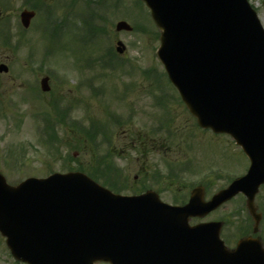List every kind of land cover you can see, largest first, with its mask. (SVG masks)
Segmentation results:
<instances>
[{
    "label": "rangeland",
    "instance_id": "374dc122",
    "mask_svg": "<svg viewBox=\"0 0 264 264\" xmlns=\"http://www.w3.org/2000/svg\"><path fill=\"white\" fill-rule=\"evenodd\" d=\"M10 1V4H5L9 6L10 27H7V24L3 25L5 22H0V46L4 43V31L10 28L12 30L8 43L10 47L1 48L0 51V58L9 65L10 69L8 74L0 75L2 95L0 97V172L8 183L16 185L30 176L43 178L53 172L75 170L78 164L81 168H85L93 162V154L88 144L86 147L83 146L82 137L71 139L68 126L55 129V135L59 139L57 146H51L46 141V137H42L41 130L44 125L42 115L53 111L50 102L57 96H62L66 101L74 104L70 119L84 121L86 125L90 120H108L107 111L123 116L122 120H124L130 114L128 106L133 107L135 113L130 127L125 125L123 128V130L130 129L128 133L131 134L128 135V140L117 142L113 151L117 152L118 147L128 145L132 141L131 136L140 133L146 137L150 153L143 159L137 158L136 152L113 158L114 163L123 169L125 172L123 175L129 182L133 181V177L136 178L135 183L140 182L141 169L149 175H177L182 178L179 189L182 185H188L191 190L199 183H205L209 187L207 189V199H209L216 191L228 185V179L246 173L249 162L232 139L225 135H214L208 131L198 130L195 119L178 102V94L167 97L172 102V105H168L172 113L171 116L170 114L166 116L169 119L163 128L170 129L172 135L168 137L164 131H161L152 138L149 134L150 129L159 124L158 120L164 116L166 109L156 106L154 97L157 91L155 94L149 92L155 78L154 74L151 73V76L146 77L142 72L155 69L160 75V79L158 76L157 78L163 80L161 85L163 88L164 84V91L172 94L173 89L166 82L167 77L163 74V66L156 54L159 47V39L154 32L156 28L153 27L147 9L136 5L137 0H121L116 9L106 14L108 17L102 23L106 35L99 46L104 49H115L116 42L121 41L126 47L125 63H123L125 68L114 71L111 68L101 69L103 67L99 64L91 63V68L84 70V73L76 69L77 57L83 54L74 53V56L71 54L83 48L80 45L84 43L81 38L86 33L84 28L78 27H83L80 21L83 17H88L87 9L84 6L72 7L75 3L81 4V1L70 0L64 3V0H49L53 20H62L61 22L64 19L68 20L65 13L68 16L72 7L67 26L69 29L57 34L60 45L56 43L55 51L49 56H46L48 47L44 39L45 35L39 31L42 17L35 19L30 28L25 30L21 27L19 18L25 8L23 1ZM104 2L109 3L110 0ZM250 2L257 10L264 27V0H250ZM121 20L137 27L135 32H116L115 25ZM62 45L68 47L62 50L60 49ZM102 72L107 73L108 76L106 77ZM46 74L52 76L50 93H42L38 90L39 81ZM87 78H93L95 82L91 90L85 87L76 90V85ZM126 86L134 87L126 92L128 104H123L120 96L123 91L125 92ZM92 89L95 91L94 94ZM159 95L162 96V93ZM116 131L117 129L114 128L113 133ZM167 138L169 139L165 140ZM67 140H71L72 143H67ZM98 142L102 144L101 140ZM105 151L102 146L100 152ZM188 162L192 163L188 170L183 172L178 170L179 164L183 168V163ZM171 165H173L172 169L169 167ZM244 203V197L238 196L224 205L220 209L223 218L228 217L235 210L244 208ZM256 203L264 209V187L261 188ZM234 221L238 220H233L232 225L225 231L229 234L228 237L231 236L230 233H236V230L241 233V229ZM260 229V234L264 237V221ZM0 264H21L11 257L5 239L1 235Z\"/></svg>",
    "mask_w": 264,
    "mask_h": 264
},
{
    "label": "water",
    "instance_id": "95a60500",
    "mask_svg": "<svg viewBox=\"0 0 264 264\" xmlns=\"http://www.w3.org/2000/svg\"><path fill=\"white\" fill-rule=\"evenodd\" d=\"M144 1L161 33L157 55L189 111L201 127L232 135L251 160L246 177L201 205L216 208L243 192L256 233L261 216L255 195L264 183V30L257 15L247 0ZM33 16L22 14L25 27ZM122 30L132 28L120 22L117 31ZM7 71L0 66V73ZM42 88L49 90L47 79ZM102 192L82 174L28 179L16 187L0 174V232L18 260L72 264L88 258L84 263L92 264L103 259L102 246L89 245L83 236L97 225L102 202L111 199ZM194 194L191 202L203 199V188ZM239 248L241 264L246 252L249 264H264L259 239H242Z\"/></svg>",
    "mask_w": 264,
    "mask_h": 264
},
{
    "label": "flooded vegetation",
    "instance_id": "af4514ba",
    "mask_svg": "<svg viewBox=\"0 0 264 264\" xmlns=\"http://www.w3.org/2000/svg\"><path fill=\"white\" fill-rule=\"evenodd\" d=\"M28 5L26 9H32L35 10L37 15L38 14H42V12H44L43 9H41L40 7H36L32 8V4H34L36 2V0H28ZM44 14H46V12H44ZM43 14V15H44ZM36 15V16H37ZM10 14L9 11H5L3 10V8H0V20L5 21L8 20ZM136 179L135 177H133V180ZM175 178L174 177H155V176H140V182L139 183H130V185H128V187L131 188H136L139 189L140 191H135V192H129V193H123L125 195H139V194H143L147 191V187L150 184H153V188L155 190V192L158 194V196L160 197V199L163 202L172 204V205H178V206H183L186 205L188 203V200L191 196V193L189 191V188L187 185H184L182 190H177V191H173L174 186L173 184V180ZM120 181H126L128 180L127 177H120L119 178ZM171 221H175L178 224H182L184 223V219L181 217H177V218H170ZM220 222L221 221V215L218 213L215 216H204V217H194V218H188L187 222L188 225L191 226H196V225H200V224H204L206 222ZM175 236L179 237L180 236V231L177 230L175 232ZM157 238H160L162 241L167 240V236L163 233H157L156 234Z\"/></svg>",
    "mask_w": 264,
    "mask_h": 264
},
{
    "label": "trees",
    "instance_id": "16d2710c",
    "mask_svg": "<svg viewBox=\"0 0 264 264\" xmlns=\"http://www.w3.org/2000/svg\"><path fill=\"white\" fill-rule=\"evenodd\" d=\"M92 135H96V134L94 133V134H92ZM92 135H87V136L92 137ZM86 170H87V169H86Z\"/></svg>",
    "mask_w": 264,
    "mask_h": 264
}]
</instances>
